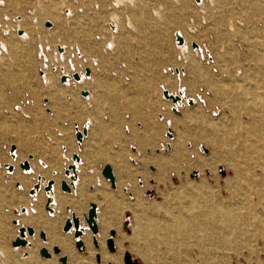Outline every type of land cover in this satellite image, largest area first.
Returning a JSON list of instances; mask_svg holds the SVG:
<instances>
[{
    "label": "rangeland",
    "instance_id": "374dc122",
    "mask_svg": "<svg viewBox=\"0 0 264 264\" xmlns=\"http://www.w3.org/2000/svg\"><path fill=\"white\" fill-rule=\"evenodd\" d=\"M0 1L4 2L0 7V45L3 42L9 47L0 61V120L5 121L0 124V159L7 160L2 144L14 135V126L7 123L5 111L13 113L21 99L42 112L49 107L57 114L65 111L72 119H80L83 110L87 111L81 92L89 91L96 94L92 109L97 112L100 105L110 114L129 112L137 119L153 118V124L140 136L148 141H137L142 153L136 158L142 161L143 168L134 170L146 180L145 187L137 190L142 194L138 192L129 199L121 190L104 187L108 195L122 192L126 196L122 207H114L116 210L103 196L97 199L102 187L88 189L94 173L81 172L71 195L55 189L58 203H53L51 214L46 209V194L32 197L15 189V179L22 183L28 179V175L19 173L18 165L17 176L9 180L0 167V264H33L31 251L36 252L40 264H51L55 259L62 264L58 261L64 255L61 248L56 244L60 255L53 253L54 245L50 248L54 234L72 240L74 254L80 259L77 264H115L105 261L101 253L102 241L110 236V230L115 231V250H108L105 239L106 250L109 256L120 257L122 264L125 251L139 264H264V0H213L205 1L204 7H198L202 3L197 4V0H135L134 5L119 9H113V0ZM67 9L74 12L70 20L64 16ZM155 9H160L161 15ZM151 11L159 18H152ZM114 13L120 17L121 27L164 26L167 33L161 34L156 27L145 32L122 29L119 37L132 38V51L120 38L114 50L106 51V42H115L116 38L108 33V22ZM16 18L24 19L23 29L30 35L27 43L22 42L29 54L27 62L16 36ZM129 20L133 26L129 27ZM48 21L53 24L51 28L45 26ZM175 30L203 50L190 64L176 59L172 44ZM158 37L163 39L161 45L156 44ZM11 44L20 49L13 50ZM177 45L176 41V48ZM60 47L65 56L59 60ZM94 59L98 66H94ZM155 62L160 64L153 66ZM174 67L180 71L179 76ZM88 68L91 79L81 88L73 78L70 83L61 82L62 76L85 73ZM46 75L51 77L50 84L45 83ZM164 90L175 95L184 90L188 99L196 102L194 108L185 100L184 106L178 107L179 113H175L176 107L165 99ZM106 96L108 99L103 98ZM146 106L148 115L142 114ZM17 123L19 141L16 137L13 140L16 138L21 156H27L29 149L21 140L33 148L34 128L26 121ZM170 127L173 140L167 136ZM123 148L114 161L110 160L117 174L130 167V151ZM149 177L153 182L147 180ZM55 181L59 186L58 179ZM211 201L241 216L223 247L208 240L198 222L192 230L173 223L177 217L187 223L191 215L200 214L202 203ZM90 202L101 205L99 232L93 234L86 229L81 238L85 247L79 251L73 231L66 234L62 227L74 212L81 226L87 228L84 215ZM13 208H17L15 212L26 208L27 216L16 214ZM15 220L19 226L14 225ZM172 224L176 225L171 227ZM22 225L32 226L37 235L28 238L30 246L14 248L11 242ZM39 231L46 233V242L39 237ZM87 235L91 237L90 247L85 242ZM94 235L98 247L93 244ZM37 246L46 247L52 258H42L41 247L36 250ZM66 256L68 264H74Z\"/></svg>",
    "mask_w": 264,
    "mask_h": 264
},
{
    "label": "crops",
    "instance_id": "0c3cea01",
    "mask_svg": "<svg viewBox=\"0 0 264 264\" xmlns=\"http://www.w3.org/2000/svg\"><path fill=\"white\" fill-rule=\"evenodd\" d=\"M132 14L133 12H131L129 15L133 18ZM145 15V17L147 18V12L145 13ZM150 15L152 18H159L154 14L153 11L150 12ZM154 27L156 26H137L135 28L120 27V29L115 27V45L116 40L120 38L122 43L126 47H128L129 52H131L132 49L129 48V44L132 38L125 35L119 37L121 30L125 29L129 30V32H135V30H143V32H145L148 28ZM156 28L157 29H154L160 31L161 34L167 33V27L159 26ZM179 32L181 31L175 30L172 33L173 50L176 53L177 60L178 58H181L179 50L178 48H176V34ZM18 35L21 34H16L18 41L21 43V49L17 46L14 47L15 45L12 44L11 47L13 50H16L17 48L20 49L27 62V57L29 56V54L26 53L24 44L27 42L21 41ZM141 40L145 41V38L142 37ZM155 41L156 44L158 43L161 45L163 43V39L161 37L156 38ZM2 46L5 47L4 51L9 48L7 47L8 45L4 44L3 42L1 43L0 48H2ZM178 46L179 45H177V47ZM104 53L107 52L105 51ZM3 55L0 58L1 62L3 61ZM158 64L160 63L155 62L153 63V66H158ZM30 65H33V59L31 55ZM174 69L176 72H178V68L174 67ZM90 95L85 98L83 97L82 99V101H87V111L86 109L83 110V114L80 119H72V117L67 115L65 111H61L59 114H57L53 109L49 107H45V112H42L39 109H34L31 106L32 104L30 103V101H25L23 99L20 100L19 104L15 105L13 113L9 112V110L5 111L6 113L4 115L8 118L7 123L9 124V126H14L11 127V132H13L14 135L12 134L10 137H8V140L2 144V149H6L7 154L8 146L15 148L16 157L13 161H10L7 155V160L0 159V167H2V164L6 163V161L11 162L14 166L13 170L10 173H4V178L6 180H9L16 177L18 174L17 165L19 166V164L25 160L29 162V166L31 167V170L29 172H24L19 166V173L28 175V179L27 183H22L19 179H15L14 186L16 190H19L23 194L27 195H30L31 192L35 189V193L46 194L47 192H49L52 194L54 192V184L52 185L50 191H46L45 186L49 180L58 179L59 186H55V189L67 193L66 191L61 190L60 182L62 180L69 182V180H67V176L65 175V171L66 168L71 165L72 156L76 153L79 156V160H77L79 164L75 169V173L79 181L81 172L94 173V176L88 181V189L94 190L95 188L102 187V190H104L105 192V194L102 193V195L97 194V199L100 200L103 196L106 201L112 203V206L114 208L118 206L122 207V202L125 200L126 196L129 199H132L136 197L138 192L139 194H142L137 190L145 187L146 180H144L142 174H137L134 170L143 168L142 161L136 158V156H139L142 153L141 151H138L137 141H148V139L141 138L140 136H143L146 133L148 125L153 124V118L152 120L148 119V117L137 119L129 112L117 114L116 111H113V114H110V111L108 109L103 110V108H100V105V109L98 108L99 112H97L94 108L92 109V100L95 98L96 94ZM103 96L105 95L103 94ZM103 98L108 99L107 96ZM66 99L69 98L66 97ZM100 110H103L101 115L99 114ZM146 110L147 106L143 107L142 114L145 113L146 115H148ZM160 119L162 120L163 117L161 116ZM149 120L150 122H148ZM19 121H26L28 122V125L30 124L34 128L32 137L35 144L33 148H31L32 144L20 139L21 141H23L22 143L24 144V146L29 149L27 156H21V148H19V145H17V143L14 141L16 138L17 140L19 139V130H17L16 127L17 125H19L17 123ZM2 123H5L4 119L0 120V124ZM75 125H78L80 129L86 130L81 141H78L75 136ZM13 137L16 138L13 140ZM150 141L152 140L150 139ZM123 147H127V149L130 151V153L127 155V161L131 168L128 167L120 170L122 171L120 174H117L116 170V173L114 174L115 186H112L110 181L101 174V170L106 164L112 166V169H114V165L112 162H110V160L114 161L115 155L120 150H123ZM147 180L149 182H153V179L151 177H149ZM106 185L114 190H121L126 194V196L123 195L122 192L114 196L108 195L106 193V190L104 189ZM144 191H149V189ZM103 205H105V202H103ZM100 207L101 205H98V211ZM16 209L17 208H13L12 211L15 212ZM66 210H70V207H67ZM5 211L9 210L6 209Z\"/></svg>",
    "mask_w": 264,
    "mask_h": 264
},
{
    "label": "bare ground",
    "instance_id": "6f19581e",
    "mask_svg": "<svg viewBox=\"0 0 264 264\" xmlns=\"http://www.w3.org/2000/svg\"><path fill=\"white\" fill-rule=\"evenodd\" d=\"M205 1H210L211 3H213V0H197V2H198L197 4H201L202 3L201 5H197V6L198 7H204L205 6V4H204ZM134 3H135V0H113L112 7H113V9H119L123 5H126V4H129V5H132L133 4L134 5ZM3 6H4V2L0 1V7H3ZM154 12L157 15H161L160 9H155ZM33 14H34V12H33ZM73 14H74V12L72 10H70V9L64 10V16H65V19L66 20H70L72 18ZM32 21L33 22H36L37 19L32 18ZM23 22H24V19H21V18L20 19H18V18L15 19V23H16V25H15V31H16V33L18 31H21V33H20L21 35H18L19 36V39L21 41L27 42L30 39V35H29L28 31H26V30L23 29ZM48 22H50V21H48ZM50 24L51 25L49 27H47V28H51L53 26L52 22H50ZM128 24H129V27L130 26H133V24L130 22V20H129V23ZM120 25H121L120 24V17L117 14H115V13L112 14L111 15V19L108 22V26H109L108 33L111 35L112 38H114V36H115V27H117L118 29H120V27H121ZM191 33L193 34V31L192 30H191ZM179 38H181V40H182L181 42L178 41ZM97 39H99V38H97ZM100 39L103 40L104 37H101ZM176 41H177V44L179 45L178 46V50H179L180 57L183 60H185V63L186 64H190L191 61H193V58L196 55L197 56H200L201 53L203 52V50H198V49H200V47L198 46V44H196V47H193L192 46L193 47V50H192L191 49V44L192 43L190 42V40H189V38L187 36H185L184 34H182V32L176 34ZM193 44H195V43H193ZM4 48H5L4 46H2V48H0V58L3 55ZM114 48H115V42H114L113 39H111V40H109V41L106 42V45H105V50L106 51H112V50H114ZM59 50H60V53L61 54H59L58 59L60 60L61 58H64L65 54H63L64 53V48L60 47ZM66 50H65V53H66ZM44 57H45V55H44ZM44 57H43V59H44ZM92 62L94 64V66H98V60L97 59H94ZM45 63H47L46 60H45ZM72 65L74 66L73 63H72ZM47 67H48V65L46 64V68ZM88 70H89V68H88ZM176 73L177 74H180V71L178 70V72H176ZM75 74H78V76H79V80H74L73 79L74 81H76L78 83V88H81L82 85H84L88 81H90V79H91L90 77L92 76V73H90L89 76H86L85 73H75ZM62 77H65L64 78L65 79L64 82H62L64 84L70 83V81L72 79V77L69 76V75H64ZM45 83L46 84H50L51 83V77L49 75H46V77H45ZM164 91L168 92V94H171L168 90H164ZM87 92H88V94L86 96L85 95H82L84 98L87 97L88 95H90V92L89 91H87ZM172 95H175V94H172ZM177 95L179 96L180 99L177 100L176 102L175 101H172V99L167 98V97L164 96L166 100L172 101L173 104L175 105L176 108H174V110H173L175 113H179L178 107H180L181 105L184 106L183 101H185V100L187 101V103L189 104L190 107H193L196 104V102L193 99H188V97H187V95H186V93H185L184 90H180L179 94H177ZM90 96H92V95H90ZM190 100H193V103L192 104H190ZM171 135H172V133H171ZM171 135L170 136L167 135V136H168V138H170V140H173L174 136L173 135L171 136ZM168 146H169V148L171 147L170 144H168ZM203 150H204V148H203ZM72 162H73L72 164L75 166V169H76L77 165L79 164L78 161L72 159ZM75 169L74 170H72V169H68L67 170L66 169L67 171H65V175L70 180L69 181L70 183L69 182L68 183L70 184V187H71V191L65 193L67 195H71L72 192L77 189V184L79 183L78 182L79 179L77 178V175L75 173ZM22 170L24 172H29L31 170V167H29V168H22ZM112 170H113V174H115L114 169H112ZM238 175H240V172L239 171L236 172V176H238ZM54 182H55L54 185H53L54 192L52 194L49 193V192L46 193V196L51 198L50 202L47 203V201H46V209L51 214L54 213V210L52 209L53 203L54 202L56 204L58 203V200L57 199H54L56 181L54 180ZM100 192H102V193L105 194L104 190H100ZM37 194H39V193H34V194L32 193V194H30V196L34 197ZM97 207H98V205H97ZM48 208H50V209H48ZM235 209H236V206H235ZM27 211L28 210L26 208H22L20 211H16L15 213L18 214V215H22V214H26ZM96 211H97L96 221H98V209L97 208H96ZM235 212H236V210H235ZM71 214H75L76 215V213H74V212H72ZM25 216H27V214ZM77 218H78V216H77ZM173 218H174V216H173ZM240 219H241V216L240 215L234 213L232 210H230L229 208H227L224 204L219 203V202L211 201V202H204V203H202L200 214L198 216L191 215L190 218H189V220L187 221V223L185 222V220L183 221L182 218H178V217L173 219L174 220L173 223H177L179 225L182 224L184 226L187 225L189 227V230H192V228L195 227V223L198 222V225L200 226L202 232H204L207 235L208 240H210L212 242H218L219 243V246L220 247H223L229 241V238L231 236V233L230 232H232L234 230V224H235V222H237L238 220L240 222ZM79 222H80L79 223L80 224V227L83 228V233L78 237L79 239H81V238L84 237L86 231L88 230V227L85 228V227H82L81 226V220H80V218H79ZM170 222H172V221H170ZM14 225L15 226H19V222H18V225H16L15 223H14ZM175 225L176 224H172L170 226L171 227H174ZM98 230H99V226H98ZM72 231H73V228H71L68 232H65L64 231V233L69 234ZM134 231H139V230H134ZM36 235H37V233H36V230H35V235L32 236V237H27V241L29 242L30 240H28V238H34ZM96 236L97 235H94V238L97 240ZM76 239L77 238H75V240ZM105 239H106V237H105ZM105 239H103V241H102V250H101V253H102L105 261H107V262L108 261L109 262L110 261H114L115 264H122V261H121V258L120 257H117V256L111 257V256L108 255V252L106 250V245H105ZM46 241H47V235H46V240L44 242H46ZM85 242H86V244L89 247L91 246V237L89 235H87V237L85 238ZM114 243H115V240H114ZM56 244L61 248L62 254H64L65 256L66 255L70 256V258L72 259V261L74 262V264H77V262L80 261V259L78 260L76 258V256H75V254H74V249H73L74 248V244H73V242H72L71 239H65V238H62L59 235L54 234L52 236L51 240H50V248L53 245H56ZM30 245H31V243L29 242V244L26 245V246H22V247H14L13 246V247L14 248H26V247H28ZM96 246L97 247L99 246L98 245V241H97V245ZM40 247L41 246H37L36 247V250H38ZM84 247H85V245L83 243V248ZM61 250H60L59 255L61 254ZM27 251H28V249H27ZM79 251H81V250H79ZM112 253H114V252H112ZM36 255L37 254H36L35 251H31V259L33 261V264H40L37 261ZM42 258H45V259L52 258V254H51L50 257H42ZM93 262L94 261L92 259V263ZM51 264H57V260L56 259L55 260H51ZM66 264H68V257H67ZM84 264H86V263H84Z\"/></svg>",
    "mask_w": 264,
    "mask_h": 264
},
{
    "label": "water",
    "instance_id": "95a60500",
    "mask_svg": "<svg viewBox=\"0 0 264 264\" xmlns=\"http://www.w3.org/2000/svg\"><path fill=\"white\" fill-rule=\"evenodd\" d=\"M50 25H51L50 22H46L45 23L46 27H49ZM20 33L21 32H19V34ZM178 41L181 42L182 41L181 38H179ZM192 46L196 47V44H192ZM89 74H90L89 70L85 69V75L89 76ZM64 78L65 77L61 78V82H64V80H65ZM72 78L74 80H79L78 74H73ZM87 94H88L87 91H82L81 92V95H87ZM163 94H164L165 97L170 98V99H172V101H175V102L180 99L178 95L168 94V92H166V91H164ZM192 103H193V100H190V104H192ZM171 131H172V129L168 128L167 135L170 136L171 135ZM85 132H86V130L82 129L81 131H78L75 134V136H76L78 141L82 140V137L85 134ZM204 150H207V149L204 148ZM72 159L79 160V156L75 153L72 156ZM20 167L28 168L29 167V162L27 160L23 161L22 163H20ZM68 169L74 170L75 166L73 164H71V165L68 166ZM220 172H223L222 168H220ZM101 174L106 179H108L110 181L112 186H115L114 185V174H113L112 167L110 165H108V164L104 165L102 170H101ZM53 184H54V180H52V179L49 180L47 182L46 186H45V190L46 191H50ZM60 188H61V190L66 191V192H70L71 191L70 184L67 181H65V180H62L60 182ZM50 200H51V198L47 197V203L50 202ZM96 208H97V205L94 202H90L89 203V209H88L87 213L84 215L85 223L87 224L88 229H90L93 234L98 232V224H97V221H96V215H97ZM16 222L17 221L15 220L14 223H16ZM79 223H80L79 222V218H77V216L75 214H71V217L70 218L68 217L65 220L62 229H63V231L68 232L71 228H73V235H74L75 238H77L75 240V245H76L78 250H81L83 248V242L78 237L83 233V228L80 227ZM109 234H110V236L106 239V245H107L108 250L113 252L115 250V243H114V239H113V236L115 235V231L114 230H110ZM34 235H35V230H34V228L32 226H30V225H27V226L22 225V226H20L18 228V236H16L12 240L11 244L14 247L26 246V245L29 244V242L27 241V237H32ZM38 235L43 241L46 240V234H45L44 231H39ZM92 241H93V244L96 246L97 245V240L95 238H93ZM52 251H53L54 254H59L60 253V249L56 245H54L52 247ZM39 254L42 257H50L51 256L49 250L46 247H41L39 249ZM95 257H96L97 261L100 260L99 254H97ZM58 261L63 263V264H66L67 256H65V255L59 256L58 257ZM123 261H124L125 264H139L137 259L132 258L131 254L129 252H126V251L123 254Z\"/></svg>",
    "mask_w": 264,
    "mask_h": 264
},
{
    "label": "built area",
    "instance_id": "2783aa9c",
    "mask_svg": "<svg viewBox=\"0 0 264 264\" xmlns=\"http://www.w3.org/2000/svg\"><path fill=\"white\" fill-rule=\"evenodd\" d=\"M20 32V31H19ZM82 129H80V127H78V125H75V127H74V131H75V134L78 132V131H81ZM7 156H8V158H9V160L10 161H13L14 160V158L16 157V152H15V148H12V147H10V146H8L7 147ZM22 163V162H21ZM19 166H20V164H19ZM30 167V166H29ZM28 167V168H29ZM1 168H3L4 170H5V173H10L12 170H13V168H14V166L12 165V163L11 162H7L6 161V163H3L2 164V167ZM21 169H22V167H21ZM67 170H68V167L66 168ZM66 170V171H67ZM70 183V182H69ZM34 194L35 193V191L33 190V192H31V194ZM16 225H18V222H16L15 223Z\"/></svg>",
    "mask_w": 264,
    "mask_h": 264
}]
</instances>
